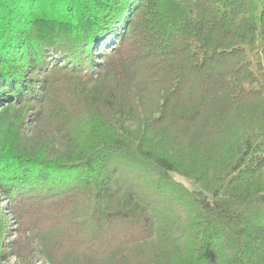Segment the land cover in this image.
<instances>
[{"label":"trees","instance_id":"obj_1","mask_svg":"<svg viewBox=\"0 0 264 264\" xmlns=\"http://www.w3.org/2000/svg\"><path fill=\"white\" fill-rule=\"evenodd\" d=\"M0 105V264H264V0H0Z\"/></svg>","mask_w":264,"mask_h":264},{"label":"rangeland","instance_id":"obj_2","mask_svg":"<svg viewBox=\"0 0 264 264\" xmlns=\"http://www.w3.org/2000/svg\"><path fill=\"white\" fill-rule=\"evenodd\" d=\"M1 106V105H0ZM189 187L191 188H198V186L196 184H194L192 181L185 179V178H181ZM11 263H18V260L16 257H12ZM19 264V263H18Z\"/></svg>","mask_w":264,"mask_h":264}]
</instances>
